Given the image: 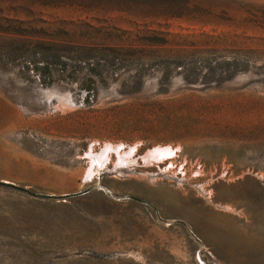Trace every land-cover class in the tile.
<instances>
[{
	"label": "rangeland",
	"instance_id": "1",
	"mask_svg": "<svg viewBox=\"0 0 264 264\" xmlns=\"http://www.w3.org/2000/svg\"><path fill=\"white\" fill-rule=\"evenodd\" d=\"M187 1L188 20H141L0 0V19L78 44L153 35L229 62L204 84L210 57H197V80L173 74L159 91V73L133 88L135 67L44 81L41 64L0 60V264H264V0ZM103 144L134 147L136 163L110 155L85 180ZM156 146L173 155L142 163Z\"/></svg>",
	"mask_w": 264,
	"mask_h": 264
},
{
	"label": "trees",
	"instance_id": "2",
	"mask_svg": "<svg viewBox=\"0 0 264 264\" xmlns=\"http://www.w3.org/2000/svg\"><path fill=\"white\" fill-rule=\"evenodd\" d=\"M32 4L41 7L75 8L84 13H125L129 17L141 20L183 19L188 20L191 9L187 0H32ZM73 34L56 29L25 26L23 22L10 19H0V60H21L30 62L37 67L41 64L44 81H51L52 72L57 73L59 79L74 78L85 68L93 73L99 64L112 67H135L134 88L144 74H160L157 80L159 91L173 74H180L184 84L192 83L187 69L192 61L202 55H208L210 62L204 63L207 72L200 82L207 84L212 71L211 64H224L229 62L217 58L216 49L200 51L193 49V45H186L185 41L177 43L164 38L148 35L137 37L141 44L119 45H83L73 42ZM124 42H132L126 39ZM134 43V42H133ZM214 44H219L214 41ZM213 59V60H211ZM238 68L245 71L248 68V59L239 61ZM179 69V70H178ZM225 72H229L227 69ZM226 74V73H224ZM191 78V79H190ZM87 78L79 84V89L87 92L89 96L93 90V81ZM220 78L216 79L215 83ZM43 81V83H44Z\"/></svg>",
	"mask_w": 264,
	"mask_h": 264
},
{
	"label": "bare ground",
	"instance_id": "3",
	"mask_svg": "<svg viewBox=\"0 0 264 264\" xmlns=\"http://www.w3.org/2000/svg\"><path fill=\"white\" fill-rule=\"evenodd\" d=\"M133 148L134 147L124 149L121 145L103 144L100 151L96 153H86L87 169L85 172V180L90 179L95 172H99L109 160L110 155L113 156L112 168L125 169L131 167L136 163V160L132 157ZM172 155L173 152L170 148L156 146L144 152L139 159L145 164L150 162L161 163L164 162L165 159L170 158Z\"/></svg>",
	"mask_w": 264,
	"mask_h": 264
}]
</instances>
